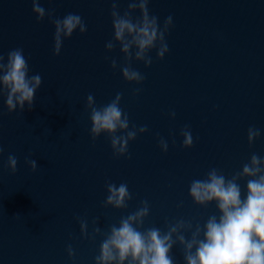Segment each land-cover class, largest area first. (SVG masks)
Masks as SVG:
<instances>
[{"label":"water","instance_id":"1","mask_svg":"<svg viewBox=\"0 0 264 264\" xmlns=\"http://www.w3.org/2000/svg\"><path fill=\"white\" fill-rule=\"evenodd\" d=\"M127 2L120 0L121 11ZM40 3L56 17L79 14L87 31L74 32L53 56L54 27L47 16L37 23L31 0H0V54L6 62L10 50L22 48L29 75L42 77L31 111L8 114L0 97V264H94L101 238L81 239L78 218L88 220L89 233L94 218L106 231L143 200L150 205L145 227L163 230L166 218L203 224L218 217L215 204L193 205L189 184L211 168L231 176L252 153L264 157V0H150L151 14L161 23L171 15L173 25L165 57L157 61L153 51L150 67L133 65L145 75L136 96L135 86L110 68L111 58L123 60L119 47L105 52L112 38L111 0ZM118 92L130 126L147 125L149 131L116 159L106 136L91 140L84 106L90 93L100 105ZM185 125L193 135L189 149H181ZM250 126L261 129L251 148ZM160 138L168 141L166 153ZM9 154L18 159L14 174L6 167ZM29 154L37 161L35 172L25 163ZM109 182L128 184L133 198L126 209L102 207ZM172 255L183 264L178 246Z\"/></svg>","mask_w":264,"mask_h":264},{"label":"clouds","instance_id":"2","mask_svg":"<svg viewBox=\"0 0 264 264\" xmlns=\"http://www.w3.org/2000/svg\"><path fill=\"white\" fill-rule=\"evenodd\" d=\"M32 14L40 23L47 16L54 27L52 55L58 56L63 42L79 32L83 35L87 25L83 18L69 12L56 17L54 10H46L40 0H31ZM150 0H128L127 8L121 11L120 0H111L110 18L112 38L105 44V52L112 53L119 47L123 60L118 64L115 58L110 60L113 71L119 69L125 84L134 85L132 95L141 91L145 75L133 67L143 64L148 68L155 59L162 60L169 51L167 35L173 25L169 15L163 22L149 10ZM139 13V15H135ZM109 59L108 56L105 57ZM29 62L22 48H15L7 53V60L0 54V97H5L3 107L8 114L14 111L23 113L25 108L31 111L35 94L42 84L39 74L29 75ZM123 92H118L107 104L96 103L93 94H88L84 111L89 115V135L93 143L104 135L110 141L113 158L125 157L128 145L138 136L149 131L147 125L130 126L128 114L120 106ZM174 119L175 111L168 113ZM182 137L181 149L192 147L193 135L190 126L179 130ZM261 129L250 126L246 138L249 148L259 139ZM158 147L162 153L168 151V141L160 138ZM0 152L3 148L0 147ZM18 159L9 154L6 167L10 173L17 170ZM30 171L37 170V161L25 157ZM245 181L242 196L241 182ZM106 198L102 207L123 210L133 198L128 184L121 182L106 183ZM188 197L193 205L206 207L215 204L217 215H210L203 224L199 220L179 218L169 221L167 218L162 230L156 226L145 227L150 214L147 200L126 216H121L118 223L102 230L98 218L89 222L78 218L81 239L94 241L100 237L98 254L94 264H175L172 250L178 246L183 257V264H264V157L252 153L241 170L226 176L220 169L211 168L203 178H194L189 184ZM68 257L74 256L71 245L66 248Z\"/></svg>","mask_w":264,"mask_h":264}]
</instances>
